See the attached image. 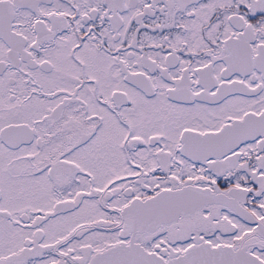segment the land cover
I'll return each instance as SVG.
<instances>
[{
    "label": "snow or ice",
    "instance_id": "snow-or-ice-1",
    "mask_svg": "<svg viewBox=\"0 0 264 264\" xmlns=\"http://www.w3.org/2000/svg\"><path fill=\"white\" fill-rule=\"evenodd\" d=\"M0 264H264V0H0Z\"/></svg>",
    "mask_w": 264,
    "mask_h": 264
}]
</instances>
